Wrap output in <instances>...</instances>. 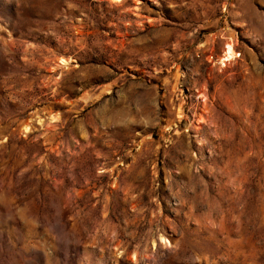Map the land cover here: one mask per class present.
Returning a JSON list of instances; mask_svg holds the SVG:
<instances>
[{
	"label": "rangeland",
	"instance_id": "obj_1",
	"mask_svg": "<svg viewBox=\"0 0 264 264\" xmlns=\"http://www.w3.org/2000/svg\"><path fill=\"white\" fill-rule=\"evenodd\" d=\"M0 264H264V0H0Z\"/></svg>",
	"mask_w": 264,
	"mask_h": 264
},
{
	"label": "bare ground",
	"instance_id": "obj_2",
	"mask_svg": "<svg viewBox=\"0 0 264 264\" xmlns=\"http://www.w3.org/2000/svg\"><path fill=\"white\" fill-rule=\"evenodd\" d=\"M233 53H234L233 44L228 43L226 47V55L229 56V55H232ZM163 240H166V239L163 238Z\"/></svg>",
	"mask_w": 264,
	"mask_h": 264
}]
</instances>
